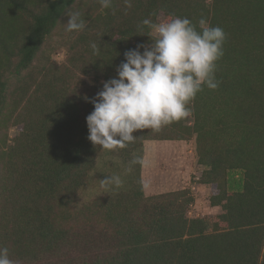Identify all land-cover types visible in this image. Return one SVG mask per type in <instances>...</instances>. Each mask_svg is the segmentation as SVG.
Here are the masks:
<instances>
[{
  "label": "trees",
  "instance_id": "1",
  "mask_svg": "<svg viewBox=\"0 0 264 264\" xmlns=\"http://www.w3.org/2000/svg\"><path fill=\"white\" fill-rule=\"evenodd\" d=\"M131 3L0 0V247L15 264H264V0ZM69 10L84 31H65ZM160 13L223 28L218 87L190 102L193 125L186 117L136 132L106 152L87 138L85 97L117 75L124 52L151 44L154 33L138 25ZM12 125L21 130L11 139ZM194 137L217 217L188 216L187 187L145 195L142 165L130 164L146 140ZM118 159L131 170L118 172ZM113 174L124 186L105 193L99 180Z\"/></svg>",
  "mask_w": 264,
  "mask_h": 264
},
{
  "label": "clouds",
  "instance_id": "2",
  "mask_svg": "<svg viewBox=\"0 0 264 264\" xmlns=\"http://www.w3.org/2000/svg\"><path fill=\"white\" fill-rule=\"evenodd\" d=\"M99 3L104 9L112 7V0ZM125 6L131 8V0H125ZM67 15L66 32L86 29L87 21L80 12L69 10ZM198 24L199 30L189 18L171 16L158 23L144 19L138 25V31L147 28L155 33L151 44H140L124 52V61L116 67L117 75L102 81V90L95 97H85L93 105L86 124L87 138L94 146L106 152L124 149L135 143L134 133L159 132L188 117L189 104L196 95L205 87H218L215 73L217 61L224 55L226 33L204 18ZM89 46L94 53L99 52L95 42ZM130 164L143 166L145 161L134 155ZM99 182L105 193L124 186L119 174L107 175ZM0 264H15L7 247H0Z\"/></svg>",
  "mask_w": 264,
  "mask_h": 264
},
{
  "label": "rangeland",
  "instance_id": "3",
  "mask_svg": "<svg viewBox=\"0 0 264 264\" xmlns=\"http://www.w3.org/2000/svg\"><path fill=\"white\" fill-rule=\"evenodd\" d=\"M211 1V0H208ZM166 16L160 13L157 23L166 20ZM154 33V32H153ZM155 35V33H154ZM57 37L53 38L55 41ZM65 52L57 48L53 57L56 61H62ZM186 125L194 124L193 113L186 118ZM21 125H12L9 128V137L12 139L19 134ZM142 166V181L145 195L152 196L164 192L190 188L195 201L189 206L187 215L190 217H217L222 209L210 204L211 187L199 182L202 174V165L199 164L196 155L195 137L191 140H146L144 141ZM118 168V172H127L128 163L121 159L112 165ZM122 176L124 175L121 173ZM86 190H91L88 187Z\"/></svg>",
  "mask_w": 264,
  "mask_h": 264
}]
</instances>
